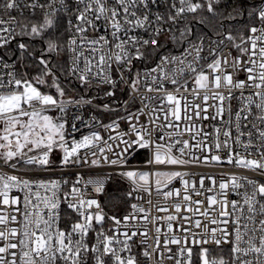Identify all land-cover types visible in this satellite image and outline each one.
Here are the masks:
<instances>
[{"label":"snow or ice","instance_id":"1","mask_svg":"<svg viewBox=\"0 0 264 264\" xmlns=\"http://www.w3.org/2000/svg\"><path fill=\"white\" fill-rule=\"evenodd\" d=\"M193 21L212 36L194 33ZM162 36L186 47L160 54ZM17 37L29 41L8 50ZM229 45L239 55H225ZM0 50V264H264V182L224 171L190 180L156 167L227 164L264 177V0H0ZM61 77L112 99L95 107L114 119L86 124L106 137L69 139L67 106L101 97L65 99ZM209 119H219L211 133L198 123ZM141 150L145 167H131ZM102 163L114 171L76 172L71 182L46 175ZM113 176L127 191L106 193ZM89 186L124 214L105 211Z\"/></svg>","mask_w":264,"mask_h":264},{"label":"built area","instance_id":"2","mask_svg":"<svg viewBox=\"0 0 264 264\" xmlns=\"http://www.w3.org/2000/svg\"><path fill=\"white\" fill-rule=\"evenodd\" d=\"M25 13H27V12H25ZM208 35L212 36L211 34H208ZM193 39H195V36H193ZM161 41L165 43V47L160 50V54L179 55L183 51V47H186V45L178 46V45L172 43L171 41H165L164 36L161 37ZM206 43H207V41H206ZM229 51H231L232 56L239 55V53L234 48H231L230 45L228 48L224 49V54L228 55ZM0 54H3V50H0ZM202 55H205V56L207 55V47L205 48V52L202 53ZM5 59L8 60V57L5 56ZM157 59H158V57H157ZM9 63H11V60H9ZM155 63H156L155 60H153V62L147 61V62H145V64H140L139 62H137L135 70H139L143 74V72L146 70V68L154 67ZM228 71L231 72L232 69L229 68ZM234 78L243 79L244 73H239L238 77H234ZM191 86L192 85L190 84L189 87H191ZM93 88H94V93L91 96L84 97V98L85 99H91V98L97 97V96H99L101 98L93 99V103L91 105L81 104V105L77 106L75 104H69L67 106V109H66L67 110L66 129H67V132L70 134L69 139H71V137L74 136L77 140H79L83 135H90L92 131H97V130L101 131V133L103 135H105V137L107 136V133H105L103 131V129L100 128L98 125L95 127L86 126V124H91V117L92 116H96L99 120L103 121V123H105V124L109 123L112 119L115 118L114 114L109 113L107 111H99L95 107L96 105H103L104 103H113V101L111 98L104 97L103 91L97 89L95 86H93ZM121 88H123L124 91L123 92L117 91L116 97H117V100L122 104L124 100L128 99V89L123 84H121ZM169 88L171 89L170 85H169ZM235 94L237 96L239 95L238 92ZM78 99H80V98H76L73 100H78ZM191 99H192L191 96H189V100H191ZM196 102L199 103L200 101H196ZM209 103H212V101H209ZM138 107H140L139 102H137V104L133 106L132 110L135 111V109ZM232 107H233V113H234L235 110L239 107V101L233 100L232 101ZM121 114H123L122 109H121ZM209 114L210 115L212 114V109H209ZM77 115L82 117V120L84 121L83 123L80 120L74 119V117ZM143 119H144V117H141L142 121H143ZM225 119H227V113H225ZM73 123L76 124L78 131L72 132L71 125ZM198 123H202L205 130L211 133L213 131L212 125H219V119H217L215 121L209 119V120H204V121L198 122ZM121 128L126 130L127 124L124 122H121ZM185 138H187V137H185ZM148 155H149V153L145 150L139 151L136 155H134V157H132L130 159L129 165L131 167H134V168H144L146 160L148 158ZM109 156L111 157L112 154L109 153ZM53 159H57V158H55L53 155ZM156 167H158L160 170H163V171L179 170V171H186V172L194 173L195 174L194 176L188 177V179H190V180L198 179L201 175H213V176H216L219 180L220 173L222 171H224V172H235V173L241 174V175H247L250 178L261 180L262 182H264V177H260L254 173L247 172L246 170H243V169L234 168L231 165H227V164H225L223 166H204V165L195 166V165H193V166H188L185 168H179L177 166L165 167L163 165L156 166ZM113 171H114V169L112 167L102 163L100 167H89V166L85 165L83 168L67 169L64 171L63 174L60 171H56V172L46 174V175H50L52 178H60L61 175H63L65 178L69 179V181L71 182V181L75 180L76 177H75V175H73V173H76V172H80L85 177V179H87L89 177H91V178L103 177L109 173H112ZM114 177H118V176H113L112 179ZM118 178H120V177H118ZM111 180H109L106 183L105 190L108 187ZM124 181L127 182L126 180H124ZM127 184H128V182H127ZM205 185L206 186L208 185L207 180L205 181ZM172 186H174L176 188H180L181 184L179 181H173ZM67 187H70V184ZM65 190H67V188H65ZM87 194L97 198L100 201V203L102 205H104V200H103L104 194L97 196L92 191L91 186L88 187ZM196 198H198V197H194V199H196ZM230 199H238V197L230 196ZM153 201L155 203V195H153ZM61 208H62V210H65V211L68 210L67 206L65 204H62ZM68 211H70V210H68ZM105 211L110 212L106 208H105ZM124 212L125 211L120 212V214H124ZM153 214H156L155 210H153ZM160 215H164V213H160ZM163 230H166V228ZM161 239H163V237H161ZM150 243H151V241H150ZM172 247H173V250H175L176 246H172ZM138 251H139L138 248H136V247L133 248V252H138ZM139 259L141 261V264H144L143 257H139ZM168 264H172V262H168Z\"/></svg>","mask_w":264,"mask_h":264},{"label":"trees","instance_id":"3","mask_svg":"<svg viewBox=\"0 0 264 264\" xmlns=\"http://www.w3.org/2000/svg\"><path fill=\"white\" fill-rule=\"evenodd\" d=\"M257 2H258V0H257ZM25 15H28V13H25ZM64 23L66 25V20L64 21ZM193 30H194V33H200L201 31H203V32H207L208 34L212 35V32H210L208 30V28L204 27L203 25L196 24L194 21H193ZM17 41L28 42L29 38L28 37H22V38L21 37H17L16 40H14L10 45L7 46L8 50L15 49ZM31 43L33 45H35V47L37 49L44 47L43 42L40 41L39 39L32 40ZM18 54L19 53L17 52V55ZM11 59L15 60L16 57L13 56ZM53 59H67V55L66 54H62L61 57H59V58L53 56ZM149 62H153V60H150ZM29 71H30L31 75H35L36 72H37V69L33 68V69H30ZM61 79L63 81L62 86L65 88L66 94H69L70 92H72L74 90L76 92V97L77 98H81V96L88 97V96H91L94 93V88L93 87L90 90H86V89H84L82 87H79L78 82L75 81V80L69 82L67 79H64L63 77H61ZM42 89L45 90V91L49 90V88H47V87H42ZM51 91L53 93H55V89L54 88H52ZM57 115L59 117L61 116V114H59L58 112H57ZM63 118L65 120L67 119V110H66V113L64 114ZM127 189H128L127 182H125L121 178L114 177L111 180V182L109 183V185H108V187L106 188L105 191H106V193H108L110 195H119L120 193L127 191ZM103 200H104V205H106L105 208L108 211H110V212H119V213L125 211V207L124 206H121L119 208H114L112 206L114 201L110 200L109 196L104 195L103 196ZM106 201H107V204H106Z\"/></svg>","mask_w":264,"mask_h":264},{"label":"rangeland","instance_id":"4","mask_svg":"<svg viewBox=\"0 0 264 264\" xmlns=\"http://www.w3.org/2000/svg\"><path fill=\"white\" fill-rule=\"evenodd\" d=\"M41 90H42V91H45V90H43V89H41ZM46 91H50L52 94H55V93H53V92L51 91V89L46 90ZM68 98L76 99V98H77V97H76V92L73 90V91L70 92L69 94H66V95H65V99H68ZM57 112L59 113L58 110H54V111H52V112L49 113V114L52 115V116H54V117H59V116L57 115ZM59 114H60V113H59ZM53 155H54L55 158L58 159V156H59V153H58V152H57V153H54Z\"/></svg>","mask_w":264,"mask_h":264}]
</instances>
